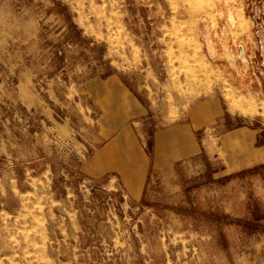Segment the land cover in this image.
Returning <instances> with one entry per match:
<instances>
[{
    "label": "rangeland",
    "instance_id": "rangeland-1",
    "mask_svg": "<svg viewBox=\"0 0 264 264\" xmlns=\"http://www.w3.org/2000/svg\"><path fill=\"white\" fill-rule=\"evenodd\" d=\"M118 82L152 130L216 96L264 144V0H0V264H263L264 164L86 171Z\"/></svg>",
    "mask_w": 264,
    "mask_h": 264
},
{
    "label": "crops",
    "instance_id": "crops-1",
    "mask_svg": "<svg viewBox=\"0 0 264 264\" xmlns=\"http://www.w3.org/2000/svg\"><path fill=\"white\" fill-rule=\"evenodd\" d=\"M112 94L114 101L104 114L103 142L90 152L85 169L97 178H117L134 199L143 198L157 169L209 153L211 138L216 141L221 174L264 164L260 129L241 123L210 132L223 113L219 97L200 98L175 119L159 117L160 126L152 130L149 123L138 120L146 106L138 97L119 82ZM252 97L260 99L261 90L258 88ZM262 261L264 264V257Z\"/></svg>",
    "mask_w": 264,
    "mask_h": 264
},
{
    "label": "bare ground",
    "instance_id": "bare-ground-1",
    "mask_svg": "<svg viewBox=\"0 0 264 264\" xmlns=\"http://www.w3.org/2000/svg\"><path fill=\"white\" fill-rule=\"evenodd\" d=\"M172 1V0H171ZM233 13H234V11H233ZM233 23V22H232ZM32 101V100H31ZM58 126H59V129H60V133L62 134V135H66V134H69L70 132H69V128H68V126L67 125H61V124H58Z\"/></svg>",
    "mask_w": 264,
    "mask_h": 264
}]
</instances>
